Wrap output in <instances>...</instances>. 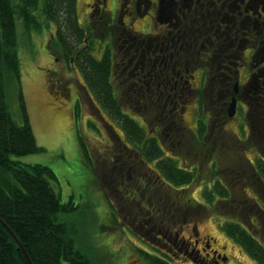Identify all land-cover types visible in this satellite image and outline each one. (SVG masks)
<instances>
[{
    "label": "flooded vegetation",
    "instance_id": "1",
    "mask_svg": "<svg viewBox=\"0 0 264 264\" xmlns=\"http://www.w3.org/2000/svg\"><path fill=\"white\" fill-rule=\"evenodd\" d=\"M191 7L195 10L192 14L189 13ZM196 9L204 15L203 18L196 15ZM84 10V25H89L93 34L97 31L94 48L98 49L102 56L106 47H109L113 96L120 106L129 108L125 114L130 119H136L132 120L140 129V141L127 142L131 146H125L126 151H133L135 146L141 151L145 143L153 144L162 151H173L175 147L181 145L180 141L175 143L170 138L175 133L179 134L182 129L168 115L150 114L157 112L161 103L171 105L173 109L192 105L191 120L183 115L184 124L190 128V132L196 134L199 121H204L207 130L202 137L203 142L209 144L214 153L220 143L222 145L225 143L222 140L217 143H206L205 139L210 129L214 127L218 131L230 134L233 132L228 130L226 125L237 120L241 135L233 133L232 138L235 144H239L243 151L245 150L252 174L247 170L240 172L242 178L240 198L237 199V204H234L235 201L231 198H226L225 202L232 203L234 208H237L235 223L239 225L245 246L256 251L264 250V151L254 145L258 144L260 136L259 132H256L259 123L253 121L252 105L247 103L248 98H252L251 95L256 92L253 87L260 85L258 94L261 97L258 96V99L264 104V19H262L264 0H89ZM52 57H55L54 54ZM65 87L69 93L68 85ZM80 87L85 92L86 98H83L85 102L97 106L96 99L88 96L84 88ZM250 91V95L246 94ZM78 97L80 98L79 93ZM199 100L202 101L205 113L201 118L197 114ZM255 100L254 98L251 102ZM232 101L235 108L233 116L230 117L228 105ZM215 104L226 108L229 117L221 127L209 119L212 115L209 116L206 111L208 105ZM132 109L140 110L142 114L133 115L130 112ZM185 109L186 107L182 108V112ZM100 111L96 117L104 121V115H100ZM244 117L247 120L246 124ZM242 119L244 123L240 125ZM222 145L220 146L223 148ZM249 152L252 153V159L247 156ZM138 162L129 154L132 170L128 168L134 173L123 185L128 188L132 182V185L137 186V194L124 197L117 184L113 181L108 183L115 193L118 191L113 198L119 204L135 201L138 196L144 200L147 199V195L153 197L146 191L152 192L148 186L150 177L147 173L137 172ZM185 163L186 166L179 167L188 171L195 170L194 180L182 187H173L156 173L155 182L151 185L155 188L156 194L160 196V186H164L165 191L171 196L180 188L188 192L195 185L199 187L201 194L202 188L205 187L213 195L210 200L213 203L212 207L216 209L215 220L217 218L219 222L220 219L221 227L224 222H233L234 218L221 217L217 209L219 204L223 207V201L214 190V184L217 181L222 187L227 185L222 175L225 169L222 166L220 168L221 163L217 156L215 154L204 156V165L208 169H215L218 166V172L223 178L214 172L212 175L208 174L206 181L200 178L197 181L198 162L195 160ZM140 170H143L142 167ZM136 176L144 180L143 186L147 180L146 190L140 189L139 184L133 182ZM163 194L164 192L161 193ZM125 207L132 212L133 205L130 202ZM136 207L140 214H147L148 218L155 217L157 220L160 218V211L157 216L155 215L156 210L158 211L156 205L153 212L148 210L143 212L140 204H136ZM123 210L124 208H119L118 212L121 213ZM214 213L210 219L214 218ZM182 223V227H177L174 223L173 229L175 238H182L187 258H197L200 264H226L225 253L212 249L211 246L216 240L211 235L199 236L196 224L192 221L183 219ZM234 243L247 258L256 261L241 245Z\"/></svg>",
    "mask_w": 264,
    "mask_h": 264
},
{
    "label": "trees",
    "instance_id": "2",
    "mask_svg": "<svg viewBox=\"0 0 264 264\" xmlns=\"http://www.w3.org/2000/svg\"><path fill=\"white\" fill-rule=\"evenodd\" d=\"M16 20L21 21L23 34L27 36L30 31H39L44 24L52 22L55 30L47 42L49 53L54 54L55 59L64 60L68 68H76L79 71L83 79V85L79 86H82L88 96H93L99 104L90 105L94 111L92 115L96 116L101 110L100 115L105 113L110 120L121 126L129 142L140 141V129L137 123L125 114V109L113 96L109 47H106L100 58L93 55V43L97 31L93 34L89 25L85 26L78 22L76 0H0V264H28L22 249L25 250L32 264H91L89 258L75 247L67 225L57 218L58 213L74 211L75 207L71 201L62 204L58 194L53 190L50 184V180L55 178L53 171L47 166L21 163L11 157L12 154L25 155L42 150L36 144L20 90ZM48 74L49 89L55 91L58 88L62 91L61 94L67 95L68 89L65 87L67 80L54 79L52 72ZM9 84L17 87L21 123H17L9 111L6 100V88ZM199 97L201 98V95ZM83 98H86V95ZM77 102H79L78 99ZM199 102L197 114L201 118L205 113L202 101L199 100ZM182 108L185 106L173 109L170 105L165 113L182 129L179 134L175 133L170 138L175 143L180 141L179 147H175L173 151H162L153 144L145 143L141 151L136 146L133 151L128 149L126 151V145L120 140L118 142L115 140L117 145L120 142L123 147L118 150L115 148L118 155L111 154L112 159L109 165L117 166L114 163H121L120 166L125 165L132 170L129 154L138 160L137 172L151 176L148 186L152 192L146 190L147 180L145 186L140 185V189L153 195V197L147 195L145 199L148 209L153 212V207L156 205L160 211L158 221L168 226L176 223L177 227H182L183 219L195 223L201 216L210 215L209 208L213 204L210 198H213V195L203 187L201 190L203 201L197 202L184 188H180L171 196L165 191L164 186H160V196H158L155 188L151 186L155 182L156 173H159L171 186L182 187L194 180L195 170L188 171L179 166H186L185 162L191 163L196 160L198 162L196 180L200 178L206 181L214 172L220 175L218 166L215 169H208L204 165V156L215 154L221 163L220 168L222 166L225 169L222 175L226 179L220 176L227 185L224 184L225 187H222L216 181L214 190L222 197L224 203L226 198H231L235 201L234 204H237V199L240 198L242 181L240 172L247 170L252 174L250 161L245 156L243 147L235 145L229 148L227 143L226 145L220 143L223 148L219 145L214 153L210 145L203 142L202 137L207 130L205 122L200 120L196 134H193L184 124ZM161 110L162 107L161 109L158 107L157 112L150 114L160 113L161 115ZM206 111L209 116L212 115L209 119H212L219 127L229 119L226 108H222L221 105H208ZM78 139L87 157L86 146L79 131ZM113 142L114 139L111 143ZM146 162H152L153 167L148 166ZM141 167L143 170H140ZM129 173L131 175L134 172ZM131 185L132 182L128 188ZM162 192H164L163 195H161ZM234 207L219 212L223 218L235 219L233 222H224L223 230L258 264H264V250L256 251L246 247L242 242L239 225L235 223L237 208ZM8 229L14 234L20 247ZM160 244L166 247L165 251H160V256L150 257L146 254L151 261L150 264H174L173 259L179 262L186 251L182 241L176 242L170 236L160 238ZM196 259L191 258L194 263L200 264Z\"/></svg>",
    "mask_w": 264,
    "mask_h": 264
},
{
    "label": "rangeland",
    "instance_id": "3",
    "mask_svg": "<svg viewBox=\"0 0 264 264\" xmlns=\"http://www.w3.org/2000/svg\"><path fill=\"white\" fill-rule=\"evenodd\" d=\"M88 1L76 0V14L78 22L82 25H84V7ZM194 12L195 10L191 7L189 13ZM259 13L261 14L260 10ZM196 15H199L200 18L204 17L198 9H196ZM54 30L53 23L49 22L47 25L44 24L39 31H30L27 36L23 34L21 21L16 20L20 90L36 144L42 150L25 155L12 154L11 157L21 163L41 164L53 171L55 178L50 180L53 190L58 194L62 204L71 201L75 207L74 211L58 213L57 218L67 225L68 231L74 239L75 247L89 258L91 264H150L151 261L146 253L150 257H156L154 254L160 256V251H165L166 247L160 244V238L170 236L176 242H180L181 238L179 236L178 239L175 238V230L172 225L168 226L155 217L148 218L147 214H140L136 204L143 207V212L150 210L145 200L139 196L135 201H125L120 204L114 200L113 197L118 194V191L115 193L108 186L110 181L117 184L124 197L137 194L134 185L129 188L123 186L130 176L129 168L125 165L120 166L121 163H114L117 166L113 164L109 166L111 154L118 155L115 148L118 150L123 147L120 142L126 146L131 145L127 143L129 141L118 123L110 120L104 113L102 114L105 122L92 115L94 111L90 104L83 99L85 94L79 86L83 85L81 74L76 69L68 68L64 60L57 58L56 61L55 57L49 53L47 42L54 34ZM93 55L99 58L101 53L94 48ZM49 72H52L54 79L67 80L66 84L69 87L67 95L61 94L62 91L58 88L55 91L49 89L47 84ZM241 74L243 75V72ZM197 80L196 76L195 82ZM259 87L260 85L253 87L256 92L251 95L252 98H248L247 103L252 105L253 121L259 123L256 126V132H259L260 136H258V144L254 145H257L263 152L264 104L258 99L260 96L258 94ZM78 93L81 95L80 98ZM250 93L251 91L246 94L250 95ZM254 98L256 100L251 102ZM6 100L12 118L17 123H21L18 91L13 84H9L6 88ZM161 107V113L164 115L170 105L161 103L160 109ZM185 107L186 109L182 113L186 119L191 120L190 114L193 106L185 105ZM123 109L126 112L129 111L126 106H123ZM246 110L245 108V115L247 114ZM130 112L133 115L135 113L142 114L140 110L136 111L135 109ZM244 119L246 124V117ZM239 123L243 125V119ZM253 123L255 124V122ZM226 127L233 133L241 135L237 120L230 122ZM246 130L249 131L247 127ZM78 131L84 140L87 157L82 151ZM233 133H223L212 127L205 141L206 143H217L222 140L225 145L227 143L229 148H232L237 145L232 138L234 137ZM112 139H114L113 143H111ZM115 140L117 142L120 140L119 146ZM238 146L240 145L238 144ZM236 148L238 147L236 146ZM247 156L252 159V153H247ZM146 163L153 167L152 162ZM133 182L140 186L144 180L136 176ZM188 192L193 194L192 198L197 202L202 201L199 187L196 185L191 187ZM128 202L133 205L132 212L125 207ZM232 207V203L223 202V207L219 204L217 209L221 213V211ZM119 208H124V210L119 213ZM153 211H155L154 207ZM215 211L216 209L211 205L210 215L201 216L195 222L199 236L209 234L216 240L211 247L225 253L226 264H258L247 258L241 249L227 237L221 227L220 219H218L219 222H217V218L215 220ZM158 213L159 211L156 210L155 215L157 216ZM213 213L214 218L210 219ZM150 251L155 253L152 254ZM173 261L174 264H195L185 254L179 262L175 258Z\"/></svg>",
    "mask_w": 264,
    "mask_h": 264
},
{
    "label": "water",
    "instance_id": "4",
    "mask_svg": "<svg viewBox=\"0 0 264 264\" xmlns=\"http://www.w3.org/2000/svg\"><path fill=\"white\" fill-rule=\"evenodd\" d=\"M234 108H235V103L232 101V102L228 105V115H229L230 117L233 116V114H234ZM8 231L11 233V235L14 237L15 242H16V243L18 244V246L20 247L21 245H20L19 242L17 241V239H16V237L14 236V234H12V232H11L9 229H8ZM22 252H23V254H24V256H25V258H26L28 264H32L31 261H30V259H29V257H28V255H27V253L25 252L24 249H22Z\"/></svg>",
    "mask_w": 264,
    "mask_h": 264
}]
</instances>
